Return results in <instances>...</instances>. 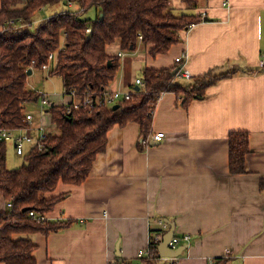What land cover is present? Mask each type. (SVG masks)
<instances>
[{"label":"crops","instance_id":"obj_1","mask_svg":"<svg viewBox=\"0 0 264 264\" xmlns=\"http://www.w3.org/2000/svg\"><path fill=\"white\" fill-rule=\"evenodd\" d=\"M66 3V10L79 9ZM170 3L178 15L193 13L203 21L181 32V42L156 57L141 40L132 51H124L120 40L109 45L107 52L119 58L120 68L107 93L136 88L146 68L183 65L192 77L211 70L231 75L211 85L205 97L185 104L173 92L162 93L151 133H164L161 141L150 136V145L142 148L136 122L115 125L87 179L80 185L60 183L52 194L68 195L46 218L73 223L27 236L37 246V264H142L139 254L149 246L150 231L165 235L171 224L175 236H190L189 243L177 247L184 248L178 264H264V0H199L193 11L182 0ZM55 15L47 12L36 21ZM35 72L29 77L34 90L59 105L71 102L64 89L62 101H54L58 96L50 91L56 76L48 71H39L48 90L35 88ZM46 107L34 115L35 127L53 126ZM232 132L248 135L245 172L239 174L230 169ZM9 143L14 146L7 142V153Z\"/></svg>","mask_w":264,"mask_h":264},{"label":"trees","instance_id":"obj_2","mask_svg":"<svg viewBox=\"0 0 264 264\" xmlns=\"http://www.w3.org/2000/svg\"><path fill=\"white\" fill-rule=\"evenodd\" d=\"M66 1L77 4L79 9L59 12L37 28H30L42 8ZM182 2L188 11L196 10L199 4V0ZM1 5L0 26L4 30L0 33V129L27 127V106L42 100L38 91L28 89V71H43L51 53L56 54L58 63L50 75L63 80L64 92L74 91L81 98L90 96L95 103L92 109L76 110L50 102L48 112L58 133L48 132L46 126V150L31 146L17 168H8L7 142L0 140V263L37 264V246L27 236L57 232L73 222L47 218L40 221L30 212L46 216L68 195H52L60 183L80 185L87 179L115 125L136 122L140 128L139 146L147 147L162 93L173 92L185 104L191 98L205 97L211 85L231 73L218 75V71L211 70L185 82L180 71L173 74L178 67L146 68L142 72L145 86L133 88L137 91L133 98L117 102L119 108L114 110V105L97 104L104 100L120 68L119 58L109 55L107 47L120 40L124 51L136 50L141 34V42L151 47L152 57L167 54L181 42L180 33L203 21V17L184 12L178 15L170 0H1ZM91 10L94 18H84ZM229 142L231 173H243L249 153L248 135L232 132ZM156 233L161 232L150 231L154 259H140L142 264L162 263L158 251L161 240L154 238ZM219 261L213 264H221Z\"/></svg>","mask_w":264,"mask_h":264},{"label":"built area","instance_id":"obj_3","mask_svg":"<svg viewBox=\"0 0 264 264\" xmlns=\"http://www.w3.org/2000/svg\"><path fill=\"white\" fill-rule=\"evenodd\" d=\"M194 25L195 24H192L190 27ZM87 31L90 32V29H88ZM139 38L140 40H142L143 37L141 34H139ZM176 62L182 63L183 57L176 58ZM57 63H58V57L56 56V54L51 53L49 56V62L43 66V70L50 72L52 71L53 67L54 68L56 67ZM260 66L264 67V54L261 58ZM179 71L182 77H185L188 79L192 78L189 71L183 68V65L181 66V69H179ZM134 84L137 85V87L145 86L144 80L142 78H136ZM136 92L137 91L133 88L130 90H126V91L115 90L113 92L107 93L104 97V100L98 101L97 104L98 105H105V104L114 105L119 101H123V100L128 101L133 98V95ZM40 94L43 96L41 105H42V108H44L45 106H48L50 104V101H48V99L45 97L43 93H40ZM64 94L71 97V102L67 103L66 105L73 106V108L76 110H79L80 108H83V107H87L89 109H92L94 107V104H95L94 100L90 96H85L81 98L74 91H71L68 93L64 92ZM26 121H27L26 128L12 129V130L0 129V140L6 141V142L11 141L12 143H14L15 151L18 156L26 155L27 149L29 146L36 145L40 151L46 150L45 142L48 138V133L45 130V125L41 124L38 127H35L34 126V114H32L31 112L27 113ZM34 130L38 131L37 136L33 135ZM150 136L153 141H161L165 137V134L162 132H158V133H153ZM10 207H11V204H8V208ZM30 216L40 221H44L46 219L45 215L37 216L34 212H30ZM159 224L162 226V228L167 227V224L164 222V220H161ZM153 236L155 239H160L162 242L163 235L160 236V234L156 233V234H153ZM181 241L189 243L190 236L185 235L183 238H180L174 235L169 243V248L174 251L177 250V247ZM149 244H150V240H149ZM139 258L140 259L144 258L147 261H152L154 259L153 255L151 254L150 246H148V248L145 251H142L139 254ZM160 261L164 262L165 264H178L179 256L177 257L160 256ZM111 264H117V263L112 262Z\"/></svg>","mask_w":264,"mask_h":264},{"label":"rangeland","instance_id":"obj_4","mask_svg":"<svg viewBox=\"0 0 264 264\" xmlns=\"http://www.w3.org/2000/svg\"><path fill=\"white\" fill-rule=\"evenodd\" d=\"M68 5L66 2H59V3H56V4H53V5H49L46 7L45 11L43 12H38L35 17H34V21L33 24L31 25V29H35L38 27V25L40 24L39 22H37L36 20L37 19H40L42 18V16H44L45 14L47 15V12H53V14H57L63 10H66L68 9ZM69 10H72L69 9ZM177 14H178V11H175ZM84 18H94V12L93 10L91 11H88L86 12V14L83 15ZM24 28V27H22ZM29 28V27H27ZM35 77L32 78V81L31 83L35 86V88L37 89H40V90H48L46 88V83H45V78L43 76V74L39 71H36L35 73ZM54 80L53 83H52V87H51V91L50 92H53L52 94L53 95H56L58 97H54V101L55 102H59V101H62V93H63V82L60 78L58 77H54ZM185 83V82H184ZM28 89H33L32 85L29 83V88ZM51 95V94H50ZM42 105H40L39 103L38 104H30L27 106V109H26V112H31L32 114H34L35 116H38L39 113L42 111L41 109ZM48 107H46L45 109H47ZM44 109V110H45ZM47 129V128H46ZM48 132L52 133V134H57L58 133V130L55 129L54 126H50V128L47 129ZM24 162V156H18L16 154V151H15V148L14 146H12L11 143L8 144V153H7V166L8 168L10 169H13V168H17L19 167L20 165H22Z\"/></svg>","mask_w":264,"mask_h":264},{"label":"water","instance_id":"obj_5","mask_svg":"<svg viewBox=\"0 0 264 264\" xmlns=\"http://www.w3.org/2000/svg\"><path fill=\"white\" fill-rule=\"evenodd\" d=\"M207 20V19H206ZM109 65H111V61H109ZM179 71V68H177L173 74L175 75L177 72ZM28 74L31 75L32 74V70L28 71ZM140 87H136V90H139ZM119 108V105L116 104L113 106V109H117ZM48 111V110H47ZM157 144V143H152V145ZM171 229L164 235L162 242L160 243V245L158 246V251L160 256H166V257H177L179 256L184 248H180L178 250H172L169 248V243L171 241V239L173 238L174 234H175V230L173 225L171 224Z\"/></svg>","mask_w":264,"mask_h":264}]
</instances>
